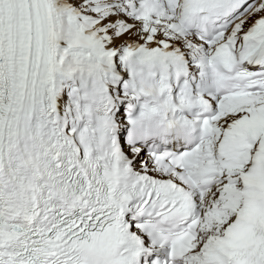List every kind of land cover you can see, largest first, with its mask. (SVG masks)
<instances>
[{
  "label": "snow or ice",
  "instance_id": "obj_1",
  "mask_svg": "<svg viewBox=\"0 0 264 264\" xmlns=\"http://www.w3.org/2000/svg\"><path fill=\"white\" fill-rule=\"evenodd\" d=\"M0 264H264V0H0Z\"/></svg>",
  "mask_w": 264,
  "mask_h": 264
}]
</instances>
